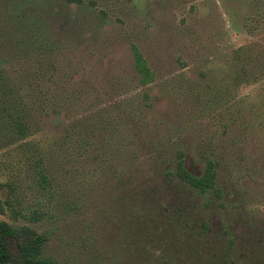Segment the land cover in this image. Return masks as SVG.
Segmentation results:
<instances>
[{"label":"trees","instance_id":"trees-1","mask_svg":"<svg viewBox=\"0 0 264 264\" xmlns=\"http://www.w3.org/2000/svg\"><path fill=\"white\" fill-rule=\"evenodd\" d=\"M131 50L147 85L154 70ZM73 101L61 133L48 134L42 114L66 100L21 93L0 71V161L10 169L0 177V264H63L54 238L74 264H264V216L228 195L218 155L196 151L198 167L177 133L138 141L146 90L78 112Z\"/></svg>","mask_w":264,"mask_h":264},{"label":"rangeland","instance_id":"rangeland-1","mask_svg":"<svg viewBox=\"0 0 264 264\" xmlns=\"http://www.w3.org/2000/svg\"><path fill=\"white\" fill-rule=\"evenodd\" d=\"M132 44L154 70L147 85L137 83ZM1 70L21 93L66 100L41 116L54 135L69 100L78 112L146 90L138 141L177 133L198 167L196 151L215 153L228 195L264 216V0H0ZM9 170L0 161V177ZM49 248L75 263L57 238Z\"/></svg>","mask_w":264,"mask_h":264},{"label":"flooded vegetation","instance_id":"flooded-vegetation-1","mask_svg":"<svg viewBox=\"0 0 264 264\" xmlns=\"http://www.w3.org/2000/svg\"><path fill=\"white\" fill-rule=\"evenodd\" d=\"M70 1L79 2V1H75V0H70Z\"/></svg>","mask_w":264,"mask_h":264}]
</instances>
